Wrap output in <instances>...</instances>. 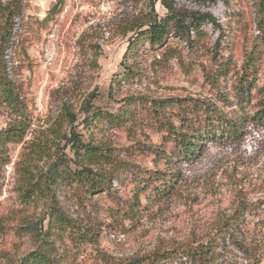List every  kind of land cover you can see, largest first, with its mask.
<instances>
[{
	"label": "rangeland",
	"instance_id": "1",
	"mask_svg": "<svg viewBox=\"0 0 264 264\" xmlns=\"http://www.w3.org/2000/svg\"><path fill=\"white\" fill-rule=\"evenodd\" d=\"M14 1L4 58L31 127L7 144L0 169V264L38 249L47 254L40 264H125L205 243L220 227L213 264H264V126L251 117L264 95V0H169L214 23L191 42L168 36L160 45L131 30L152 8L164 15L159 0H0V31ZM252 49L255 70L244 71ZM242 79L251 87L244 100ZM130 98L138 100L128 106ZM203 101L242 118L241 132L175 160L165 121L210 115ZM10 120L0 102V130ZM82 167L106 172V188L78 187L68 171ZM173 171L174 186L155 192L156 177Z\"/></svg>",
	"mask_w": 264,
	"mask_h": 264
},
{
	"label": "trees",
	"instance_id": "2",
	"mask_svg": "<svg viewBox=\"0 0 264 264\" xmlns=\"http://www.w3.org/2000/svg\"><path fill=\"white\" fill-rule=\"evenodd\" d=\"M159 2L165 9L164 15H158L152 8L149 14L135 22V25L131 27V30H135L136 36L145 37L151 45L164 43L168 36H174L178 39L191 42V38L194 35L198 38L202 37L203 31L200 27L203 23L208 21L214 23V19L209 13L176 7L169 0H159ZM19 12L20 7L17 1L5 5L3 10L4 21L0 31V102L6 107L11 116V120L0 130V169L8 163L7 144L22 141L27 136L31 127V121L25 113L24 104L17 87L7 73L4 58L14 28V18ZM129 42L128 50L135 44V39H131ZM257 56L255 49L248 52L243 62L244 71L254 72ZM125 72H129V69L126 68ZM246 81L242 79L240 87H238L237 96L241 100H244L245 96L250 94L251 87H249V82ZM136 100L138 99L130 98V100H127V105L130 106ZM202 104L201 106H205L210 115H205L204 117H199L197 114L181 115L178 117L181 123L180 127L165 121L163 128L168 131L171 137L175 160L193 159L206 139L209 140V138H214V136L236 138L241 132L240 127L242 123L240 122L243 121L242 118V121L241 119L237 121L228 117L212 102L203 101ZM162 106L165 105L162 104ZM102 117L105 119H113L115 117L122 124L126 115L115 116L109 114L102 115ZM251 117L264 126V95L257 101ZM87 152L92 156V162H96L98 156H96L97 154L93 150V147H87ZM68 172L71 180L78 187L89 192L97 188H106L109 181L106 172L93 171L85 167ZM179 176L178 171H173L168 178L161 175L156 177L158 180H161L159 183L162 186L161 190H156L155 192H168L169 187L174 186ZM224 231L225 227L218 228L214 235L209 237L205 243H198L185 249L155 250L149 254L132 258L125 262V264H159L165 261H172L173 259H177L178 264H183L186 260H190L196 264H213L215 250ZM77 234L81 241L89 240L88 238L92 237V234L86 231H77ZM46 256L45 249L33 250L25 255L19 264H40L44 262Z\"/></svg>",
	"mask_w": 264,
	"mask_h": 264
}]
</instances>
